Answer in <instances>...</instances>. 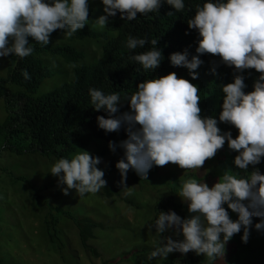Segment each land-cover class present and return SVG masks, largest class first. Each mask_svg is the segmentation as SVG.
<instances>
[{
  "label": "clouds",
  "instance_id": "9594fccd",
  "mask_svg": "<svg viewBox=\"0 0 264 264\" xmlns=\"http://www.w3.org/2000/svg\"><path fill=\"white\" fill-rule=\"evenodd\" d=\"M101 3L105 15L95 20L100 27L117 13L122 20L131 21L138 14L158 12L162 3L176 11L185 7L184 0ZM88 21V0H0V59L11 55L28 57L34 51L29 37L35 44L45 46L54 31L63 30L72 36ZM187 25L199 34L196 55L189 59L185 50L171 53L168 59L172 66L188 69L192 80L198 79L195 70L203 63L199 57L205 54L219 56L225 66L233 67L237 73L247 69L259 73L253 90L247 93L244 77L239 74L234 75L233 82L221 85L223 102L218 120L201 116L200 89L175 72L139 82L136 91L123 99L119 93L105 94L98 89H89V95L93 109L107 113V118L96 117L97 126L105 132L123 128L126 133L127 138L118 145L123 149V158L115 165L126 195L130 194L126 186L129 170L146 180L153 166L174 164L183 170H199L207 160L215 158L225 143L238 153L233 163L239 171L224 170L211 187L194 179L182 183L178 196L187 205L188 217L182 218L172 210L159 211L154 225H148L149 231L154 228L161 235L171 231L182 237L162 235L160 246L148 259H167L170 253L184 255L191 251L215 262L218 258L223 260L225 246L234 235L243 231L241 240L247 243L253 217L259 219L255 229L264 231V174L254 167L264 157V0H209L196 6ZM148 43L153 47L134 52L130 58L143 69L152 70L164 59L156 47L158 39L149 42L129 36L126 47L136 50ZM22 75L30 79L27 70H22ZM125 100L129 111L121 113L119 106ZM218 121L233 126L236 137L231 132L222 133ZM108 147L114 152L117 145L109 141ZM100 163L99 157L79 150L71 159L56 161L50 174L64 186V195L75 190L82 197L107 186L104 172L96 167ZM229 210L237 214L235 220Z\"/></svg>",
  "mask_w": 264,
  "mask_h": 264
},
{
  "label": "trees",
  "instance_id": "16d2710c",
  "mask_svg": "<svg viewBox=\"0 0 264 264\" xmlns=\"http://www.w3.org/2000/svg\"><path fill=\"white\" fill-rule=\"evenodd\" d=\"M209 0H184L185 7L181 11L172 9L166 3H162L158 12L138 14L131 21L122 20L120 14L109 17L102 32L91 29L88 24L78 30L72 36H68L66 31L56 30L53 34H64L69 40L98 39L103 38L101 45V55L97 61L82 64V53L70 45L41 46L35 44L29 37L30 46L34 51L25 64H20L18 57L11 55L2 58L6 61V74L0 79V99L3 100L4 116L0 121V151L5 150L14 156L26 154H38L46 159L58 161L60 158L71 159L70 156L80 149L88 146L91 139L105 142L109 141L119 144L126 139L123 128L119 132H105L97 126V116H105L104 110L95 111L91 104L89 89H98L105 94L119 93L123 99L136 91V85L145 79L158 78L169 72H175L178 77H182L185 67H174L168 57L174 52H184L187 50L189 59L196 55L195 48L199 40V34L195 29H189L187 21L195 14L196 6L203 5ZM172 12L171 15H168ZM129 36L134 38H144L149 42L158 39L156 47L162 51L164 59L159 67L145 70L141 65L131 60L134 52H143L153 46L148 43L144 48L130 50L126 47ZM44 55L55 56L61 59L66 65L71 67V77L67 82H63L49 92L34 96L40 87L41 82L50 76L49 69L42 63L41 57ZM203 68L196 69L201 86L196 85L200 91L201 116H212L218 120L223 102V92L221 85L233 82L234 75H242L246 85L244 91L247 93L253 90V82L258 78L259 73L254 69H247L237 73L233 67L225 66L219 56L211 54L201 55ZM22 70H27L30 79H25ZM212 76H209L208 73ZM212 78L215 82L211 85L208 80ZM194 81V80H192ZM7 86L15 87V90L7 89ZM120 112L129 111L127 101L119 106ZM221 132H231L233 138L236 137L237 130L225 123L218 121ZM229 158L235 168L233 158L238 153L230 150L225 143ZM264 174V157L260 164L254 166ZM157 166H153L148 172H156ZM232 168V169H233ZM253 166H249L251 171ZM241 175L245 173L241 172ZM16 181L24 182L28 187L29 198L35 210H45L42 217V225L48 244L52 245L62 263H72V256L67 250L62 224L71 222L78 231L80 243L83 245V227L75 219V216L64 207L56 206L41 196V192L57 183L44 185H34L25 176L15 177ZM134 180L138 183L148 182V180L134 175ZM174 211L182 218L189 216L187 205L185 206L174 194L166 195L157 199L150 208V218L148 225H154L159 216V211ZM229 213L233 217L237 214ZM259 219L253 217V227L250 228V235L247 243L242 242L243 231L235 235L239 247H246L258 252L262 262H264V231H257L254 227ZM152 242L149 246H140L119 254L115 262H126L129 264H153V259H148L150 253L160 246L162 235L172 234L171 231L158 234L153 228ZM172 236H176L173 235ZM175 238V237H174ZM231 245V240L227 242ZM238 247L233 245L234 254L238 252ZM0 264H3L0 262ZM159 264H226L225 260L217 259L215 262L209 261L202 255L191 256L189 253H170L167 259Z\"/></svg>",
  "mask_w": 264,
  "mask_h": 264
},
{
  "label": "rangeland",
  "instance_id": "374dc122",
  "mask_svg": "<svg viewBox=\"0 0 264 264\" xmlns=\"http://www.w3.org/2000/svg\"><path fill=\"white\" fill-rule=\"evenodd\" d=\"M88 26L98 32L103 31L95 20L105 15L101 0H88ZM103 38L69 40L64 34H51L52 45H70L82 53L80 63L88 64L97 61L101 55ZM20 64H25L28 57H18ZM42 63L49 69L50 76L44 79L38 88L36 96L43 95L54 89L71 77V67L55 56L44 55ZM199 68H203L202 65ZM6 74V61L0 59V79ZM209 76H212L210 72ZM182 78L190 80L194 85L201 86V81H192L188 69L183 71ZM208 82L214 85L212 78ZM9 90L15 87L7 86ZM4 116L3 100L0 99V121ZM116 150L109 149L108 144L101 140L91 139L84 149L94 157H99L101 163L96 165L104 172L107 186L95 194L86 193L80 197L75 190H69V195L61 191L63 185L49 187L40 194L49 203L69 210L83 227V245L79 241L78 231L71 222L62 224L67 250L72 256L70 264H129L115 262L119 254L129 250L149 246L152 233L148 229L151 205L166 195L178 196L181 185L188 179L206 182L211 187L226 169L233 170L226 146L219 150L213 159L206 161L199 170H183L174 164L157 167L150 174L148 182L138 183L134 180L135 172L129 170L126 186L130 194H125L121 187V176L115 167L123 158V149L116 144ZM79 152L73 153L70 158ZM55 160H49L38 154L14 156L5 150L0 151V262L3 264H64L58 258L55 248L48 244L42 225L45 212L35 210L29 198L28 187L24 182L16 181L15 177L22 175L37 186L57 183L58 178L50 174ZM233 168V169H232ZM184 203V202H182ZM186 206V203H184ZM225 207H227L225 205ZM230 214V213H229ZM231 216V214H230ZM233 220L237 217L231 216ZM168 236H172L169 234ZM175 237V238H174ZM173 239H182L172 236ZM231 245L225 246L223 259L226 264H264L257 251L239 247L235 235ZM233 245L238 247L234 254ZM191 256H198L189 252ZM169 256V255H168ZM160 258H153V264H159ZM66 264V263H65Z\"/></svg>",
  "mask_w": 264,
  "mask_h": 264
}]
</instances>
